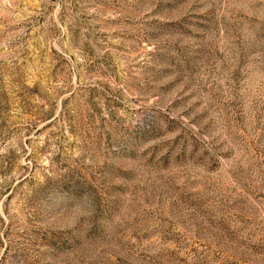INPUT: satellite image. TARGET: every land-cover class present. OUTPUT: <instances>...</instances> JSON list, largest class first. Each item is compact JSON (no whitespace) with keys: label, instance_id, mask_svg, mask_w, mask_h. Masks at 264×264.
Segmentation results:
<instances>
[{"label":"rangeland","instance_id":"obj_1","mask_svg":"<svg viewBox=\"0 0 264 264\" xmlns=\"http://www.w3.org/2000/svg\"><path fill=\"white\" fill-rule=\"evenodd\" d=\"M0 264H264V0H0Z\"/></svg>","mask_w":264,"mask_h":264}]
</instances>
